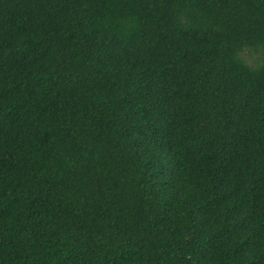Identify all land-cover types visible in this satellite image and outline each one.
<instances>
[{"label":"trees","instance_id":"16d2710c","mask_svg":"<svg viewBox=\"0 0 264 264\" xmlns=\"http://www.w3.org/2000/svg\"><path fill=\"white\" fill-rule=\"evenodd\" d=\"M0 264H264V0H0Z\"/></svg>","mask_w":264,"mask_h":264},{"label":"rangeland","instance_id":"374dc122","mask_svg":"<svg viewBox=\"0 0 264 264\" xmlns=\"http://www.w3.org/2000/svg\"><path fill=\"white\" fill-rule=\"evenodd\" d=\"M242 56L246 60V62L249 64H251L256 57V55L251 51H244L242 53Z\"/></svg>","mask_w":264,"mask_h":264}]
</instances>
